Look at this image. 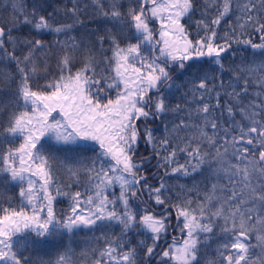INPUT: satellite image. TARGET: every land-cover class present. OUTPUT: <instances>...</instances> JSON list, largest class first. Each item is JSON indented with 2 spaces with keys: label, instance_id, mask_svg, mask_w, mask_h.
<instances>
[{
  "label": "snow or ice",
  "instance_id": "1",
  "mask_svg": "<svg viewBox=\"0 0 264 264\" xmlns=\"http://www.w3.org/2000/svg\"><path fill=\"white\" fill-rule=\"evenodd\" d=\"M0 264H264V0H0Z\"/></svg>",
  "mask_w": 264,
  "mask_h": 264
}]
</instances>
